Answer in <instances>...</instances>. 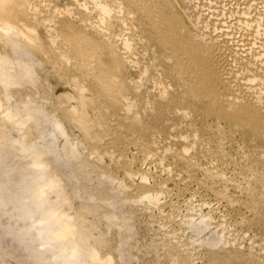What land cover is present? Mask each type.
Returning <instances> with one entry per match:
<instances>
[{"label":"rangeland","instance_id":"374dc122","mask_svg":"<svg viewBox=\"0 0 264 264\" xmlns=\"http://www.w3.org/2000/svg\"><path fill=\"white\" fill-rule=\"evenodd\" d=\"M19 1L0 0L34 38L0 40V264H264V0H153L210 50L196 88L128 0ZM83 11L134 33L123 72L103 32L79 42Z\"/></svg>","mask_w":264,"mask_h":264},{"label":"bare ground","instance_id":"6f19581e","mask_svg":"<svg viewBox=\"0 0 264 264\" xmlns=\"http://www.w3.org/2000/svg\"><path fill=\"white\" fill-rule=\"evenodd\" d=\"M19 2L21 3H26V0H20ZM85 2V1H84ZM84 2H81V6ZM128 2H130V4L132 6H134L136 8V10L145 18H148L151 22V26L154 30V33L158 36L161 37L163 44L165 45V47L169 50V54L170 56L175 60L176 62V66L178 68V70L180 72H182V76H184L185 82L191 84L192 86H194L195 88L197 87L196 84H194V78L193 77V73L195 76V72H197V70H195V72H193V69L198 67V70H200L199 68H201L200 64H198V56L203 57L206 61H208L210 58L212 59L213 57H211V53L209 48L206 47V45H202L201 43H193V44H187L183 39H181L177 33L168 25H166L167 19H165L164 15L159 9L158 7L155 5L153 0H128ZM56 7V6H55ZM54 7V8H55ZM56 9V8H55ZM57 10V9H56ZM59 12V11H58ZM73 15H75L76 17L79 18V20L82 22L81 24V34L79 35L80 37L79 42L83 45H85L86 47H91L93 44H98L99 40L97 41V39L95 38V36H93L90 31L92 30L94 32V30L97 31H101L103 32L107 38H108V42L110 44L111 51H112V58L117 62V65H119V69L121 72H123L122 70V66L123 64H125V61L123 60L124 56L122 57V43H131L132 42V35L134 34H125L126 31L124 32V30L122 29H118L117 25L115 24L116 22H114V20H111L107 23L105 29H101L100 25L98 23H95L92 19L93 16L87 12V11H83L81 13H73ZM165 19V21H164ZM121 26V24H120ZM9 32H15V34L19 35V37H26L27 40H34V38L32 37V35H30V30L27 29L24 25L22 24H16L14 23L8 15H6L5 17L0 16V40H3L4 42L7 41V39H4L3 34L5 33H9ZM10 34V33H9ZM14 34V33H13ZM7 35V34H6ZM11 35V34H10ZM2 37V38H1ZM25 40V39H24ZM28 40V41H29ZM12 41V39L10 40V42ZM9 42V40H8ZM13 42V41H12ZM30 42V41H29ZM7 43V42H6ZM27 43V42H26ZM31 43V42H30ZM29 43V45H30ZM33 44V43H32ZM13 45V44H12ZM122 45V46H121ZM101 46V45H99ZM119 46V48H118ZM133 49H136L135 47ZM138 49V48H137ZM136 49V50H137ZM129 60L127 62L129 63H133L135 64V59L133 56V52L130 53L128 56ZM191 61H195V63L197 62V66L193 67L195 64ZM201 61V59H200ZM213 61V59H212ZM15 65L16 62H14V60L12 61ZM11 62V64H12ZM211 63V60H210ZM14 64L12 66H14ZM80 67V72L84 71V66L82 64H79ZM193 65V66H192ZM199 65V66H198ZM81 68L83 70H81ZM205 68V67H204ZM21 69V68H20ZM22 70H20L21 72ZM202 71V69H201ZM23 72V71H22ZM200 72V71H199ZM24 75H27L30 73H28L27 71L25 73H23ZM200 74V73H199ZM15 75V74H14ZM197 75V74H196ZM6 76V75H5ZM28 76V75H27ZM3 77V76H2ZM7 77V76H6ZM200 78V77H199ZM196 79V78H195ZM3 83L8 82V79L3 77L2 78ZM9 80L12 81V79L10 78ZM201 81V80H200ZM203 81V80H202ZM196 83V82H195ZM204 84V83H202ZM199 85V84H198ZM196 91V90H195ZM207 96V94H206ZM8 98H10L11 96H7ZM210 98V97H209ZM9 100V99H8ZM216 105V104H215ZM14 106V105H13ZM220 108V107H219ZM32 110V109H31ZM35 110V109H34ZM23 112H26L23 110ZM33 114V113H32ZM10 118H15L16 114L14 112L10 113ZM29 117V115H28ZM31 118H29L30 120ZM54 129V127H53ZM52 129V130H53ZM57 130V128H56ZM60 130V129H59ZM59 130H57L59 132ZM51 132V131H49ZM42 133V132H41ZM45 134V133H44ZM49 134V133H48ZM53 134H51V138ZM60 135V134H59ZM46 136L47 133H46ZM44 137V136H43ZM46 140V138H44ZM68 143V142H67ZM63 147V146H62ZM56 153V152H55ZM30 205V204H28ZM33 206V205H32ZM38 207V205H36ZM30 207V206H29ZM36 207V208H37ZM32 208V207H31ZM30 208V210H32ZM34 208L35 210H37L36 212H40L38 211V209ZM40 210V209H39ZM25 212L26 208L24 209ZM24 212V213H25ZM31 212V211H30ZM28 213V212H27ZM33 213V212H32ZM36 214V213H35ZM28 215V214H26ZM64 230V228H63ZM65 231V230H64ZM63 234V233H62ZM43 240V239H42ZM46 242V241H45ZM46 246V245H45ZM48 246V244H47ZM52 246V245H51ZM47 249V248H45ZM51 249V248H50ZM54 251V250H53ZM59 251V250H58ZM48 252V250L46 251V253ZM50 253V252H49ZM52 253V251H51ZM50 253V254H51ZM55 253V251H54ZM61 254V253H60ZM52 255V254H51ZM50 256V255H48ZM56 256V255H55ZM54 256V257H55ZM58 256V255H57ZM59 257V256H58ZM50 258H52V256H50ZM49 258V260H50ZM56 258V257H55ZM60 258V257H59ZM59 260V259H58ZM61 261H59V264H65V262L63 263V258L60 259ZM51 261V260H50ZM53 261V258H52ZM56 263H58V261H56Z\"/></svg>","mask_w":264,"mask_h":264}]
</instances>
